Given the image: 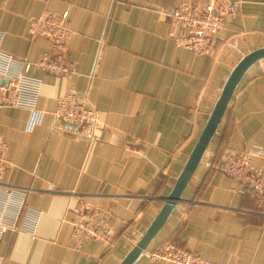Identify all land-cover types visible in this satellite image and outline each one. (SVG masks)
<instances>
[{"label":"crops","instance_id":"1","mask_svg":"<svg viewBox=\"0 0 264 264\" xmlns=\"http://www.w3.org/2000/svg\"><path fill=\"white\" fill-rule=\"evenodd\" d=\"M181 1L0 0L1 49L33 64L36 109L45 114L30 131L29 109H0L9 162L0 178V223L8 226L1 264H120L157 217L230 73L264 47V0H237L240 11L210 55L168 36L165 11ZM47 11L69 13L66 75L36 66L54 53L48 39L28 33ZM71 89L98 113L94 143L54 119ZM253 147L264 149V59L245 74L183 201L135 264H157L149 254L173 242L219 264H264V215L251 192L217 169L226 152ZM254 165L264 173V156ZM79 203L100 211L111 245L74 248Z\"/></svg>","mask_w":264,"mask_h":264},{"label":"built area","instance_id":"2","mask_svg":"<svg viewBox=\"0 0 264 264\" xmlns=\"http://www.w3.org/2000/svg\"><path fill=\"white\" fill-rule=\"evenodd\" d=\"M239 11L240 2L237 0H182L178 6L165 11L169 24L168 36L177 45L196 54L210 55L216 47L225 22L230 17H236ZM28 33L33 39L45 38L53 44L54 53L44 54L36 63L39 69L54 76L71 72L68 67V49L73 30L67 11L60 14L44 12L31 20ZM3 38L4 33L0 31V109H29L32 113L29 122L31 131L43 122L45 116L36 109L41 83L28 74L33 66L31 62L20 61L2 51ZM53 116L65 130L72 129L92 143L98 139V113L79 97L76 90L67 91L59 99ZM6 151V143L0 140V178L9 168ZM259 156H264L262 147L228 151L223 155L217 169L236 181L242 192H251L258 211L264 215V173L254 165V158ZM74 212L79 217L73 223L71 233L76 250L83 249L90 240L107 246L112 244V235L97 208L87 203H79ZM13 227L16 225L13 224ZM6 230L8 226L1 221L0 233ZM149 255L151 261L157 264H219L196 252L180 248L176 242L168 243Z\"/></svg>","mask_w":264,"mask_h":264},{"label":"water","instance_id":"3","mask_svg":"<svg viewBox=\"0 0 264 264\" xmlns=\"http://www.w3.org/2000/svg\"><path fill=\"white\" fill-rule=\"evenodd\" d=\"M263 59L264 47L245 55L232 70L205 127L203 128L189 155L181 175L178 177L174 185L173 190L168 197L163 199L164 205L157 217L120 264H135L137 260L147 251L151 242L165 226L173 210L183 201V193L189 186L196 170L201 164L203 157L209 148L213 137L217 133L238 86L247 71ZM6 82L8 81L6 80Z\"/></svg>","mask_w":264,"mask_h":264}]
</instances>
